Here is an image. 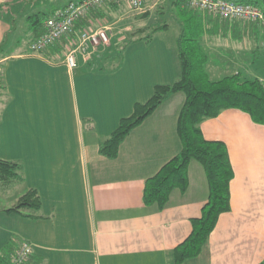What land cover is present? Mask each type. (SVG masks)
Returning <instances> with one entry per match:
<instances>
[{
    "label": "crops",
    "instance_id": "1",
    "mask_svg": "<svg viewBox=\"0 0 264 264\" xmlns=\"http://www.w3.org/2000/svg\"><path fill=\"white\" fill-rule=\"evenodd\" d=\"M77 1L0 0V160L22 170L20 180L0 184V257L10 261L27 242L33 255L25 264H174L172 252L190 235L191 221L208 200L206 173L191 162L187 191H174L163 210L147 207L143 194L146 181L181 151L177 121L185 95H172L134 129L117 158H106L100 149L137 104L152 98L156 86L180 79L183 20L175 21L177 34H171V25L150 31L149 23L132 34L137 18L125 16L124 6L95 11L90 30L97 28L96 20L108 25L112 50L135 35L114 72L110 64L109 72H97V64L90 68L91 55L104 45L92 47L88 58L78 55L75 70L65 64L73 39L39 55L23 46L39 36L30 17L50 16ZM168 2L147 0L145 9L152 12ZM197 13L208 77L218 81L254 70L253 78L264 82L259 58L264 31ZM200 129L206 140L223 142L228 150L234 171L231 211L220 216L202 253L183 264H264V126L231 109ZM29 190L38 193L41 209L24 210L29 217L7 213Z\"/></svg>",
    "mask_w": 264,
    "mask_h": 264
},
{
    "label": "trees",
    "instance_id": "2",
    "mask_svg": "<svg viewBox=\"0 0 264 264\" xmlns=\"http://www.w3.org/2000/svg\"><path fill=\"white\" fill-rule=\"evenodd\" d=\"M229 1L251 4L264 12V0ZM183 3L184 0L176 1V7L184 23L178 40L180 79L172 86H156L152 98L144 104H137L132 116L120 121L116 131L100 149L106 158H117L121 144L134 129L154 114L169 97L177 93L185 95V103L177 121L181 151L154 177L146 181L143 194V201L147 207L155 206L163 210L174 191L183 193L187 191L190 183L188 168L191 162L201 165L206 173L208 200L201 216L191 221L190 235L172 252L174 264H183L197 258L215 230L220 216L231 211L230 184L234 178V171L228 150L223 142L206 140L200 129L201 123L217 117L224 110L233 109L248 114L254 123L264 126V82L259 79H246L241 74L227 76L218 81L211 80L205 70L207 57L200 44L204 29L202 23L197 21L199 14L185 7ZM46 17L48 16L36 15L28 19L37 35H40ZM166 27L168 26L161 29ZM111 47L112 44L102 46L96 51L98 53L92 54L89 59L90 68L97 64L99 67L97 72H109L105 65L110 64L113 67L110 71H116L122 62V52L113 54ZM21 178L22 170L18 163L0 160V184L9 185ZM41 206L42 201L38 193L29 190L14 208L6 212L25 216L24 210H40ZM0 264H11V261H5L0 257Z\"/></svg>",
    "mask_w": 264,
    "mask_h": 264
},
{
    "label": "built area",
    "instance_id": "3",
    "mask_svg": "<svg viewBox=\"0 0 264 264\" xmlns=\"http://www.w3.org/2000/svg\"><path fill=\"white\" fill-rule=\"evenodd\" d=\"M147 0H79L56 10L46 17L42 31L30 44L33 55L43 54L49 48L62 40L72 43L65 49V64L71 70L78 65V55L87 56L92 47L110 44L108 25L96 20L97 28L90 16L98 9L107 5L128 6L135 12L144 11ZM187 7L195 12L209 14L215 18L234 22L254 24L264 31V12L251 4H240L229 0H185ZM88 20V21H87ZM87 21L88 24L76 33V26ZM264 45V42H263ZM71 46V47H70ZM33 255V247L23 242L16 255L10 260L11 264H25Z\"/></svg>",
    "mask_w": 264,
    "mask_h": 264
},
{
    "label": "rangeland",
    "instance_id": "4",
    "mask_svg": "<svg viewBox=\"0 0 264 264\" xmlns=\"http://www.w3.org/2000/svg\"><path fill=\"white\" fill-rule=\"evenodd\" d=\"M171 1H174V0H170V2H168V4H166L164 7H156V9L153 10L152 12H149L146 9L144 11H141V12H135L133 10H130V8L128 6H124L126 9L125 10L123 9L124 11L122 10V12H124L125 16H127V15L133 16L134 15L137 18V23L133 24L136 27L134 26L131 33L133 34L136 31L138 32V31L142 30L143 28L141 26H144V24L149 23L150 31H154L156 29V27H158L157 29H161L166 25L167 26L171 25V27H172L171 34H174V33L177 34L178 29L175 25V23H176L175 21H176V19H178V20L181 19V14L179 12V9L174 4H171ZM111 21L115 22L113 19ZM111 21H110V23H111ZM138 21H139V23H138ZM115 25H116V28L119 26V24H113V27H115ZM147 31L148 30H145L144 33H146ZM109 36H110V33H109ZM133 36L135 37V35H133ZM133 36H128V37H126V39L122 40L121 43H118V46L116 48H114V50H113L114 52H116L115 54L122 52L124 45L126 43H128L130 40H135L133 38ZM111 43H112V41L110 40V44L107 46H110ZM22 44L25 48H26V46L29 48L30 40L26 39V40H24V42ZM89 54L85 57L88 58ZM107 56L110 57V55H107ZM259 58L263 59L264 56L262 55ZM115 62L117 63V61H115ZM105 63L109 64L108 62H105ZM255 73H256V71H254V70L244 72V78L249 79V80H253V79H255V78H253L255 76ZM10 191H11V194H10V196H11L12 193L14 192V190L12 189ZM8 199H10V198H8ZM1 203L5 204L4 200H1Z\"/></svg>",
    "mask_w": 264,
    "mask_h": 264
}]
</instances>
